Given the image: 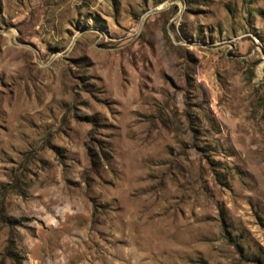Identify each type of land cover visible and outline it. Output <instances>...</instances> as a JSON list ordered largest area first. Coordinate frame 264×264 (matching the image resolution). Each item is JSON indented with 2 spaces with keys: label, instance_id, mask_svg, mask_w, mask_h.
<instances>
[{
  "label": "rangeland",
  "instance_id": "1",
  "mask_svg": "<svg viewBox=\"0 0 264 264\" xmlns=\"http://www.w3.org/2000/svg\"><path fill=\"white\" fill-rule=\"evenodd\" d=\"M263 259L264 0H0V264Z\"/></svg>",
  "mask_w": 264,
  "mask_h": 264
},
{
  "label": "trees",
  "instance_id": "2",
  "mask_svg": "<svg viewBox=\"0 0 264 264\" xmlns=\"http://www.w3.org/2000/svg\"><path fill=\"white\" fill-rule=\"evenodd\" d=\"M14 257H15V258H17V256H16V255H14ZM263 260H264V259H263Z\"/></svg>",
  "mask_w": 264,
  "mask_h": 264
}]
</instances>
